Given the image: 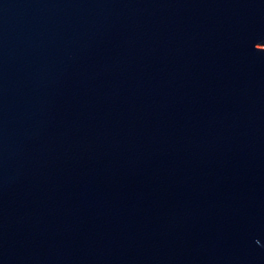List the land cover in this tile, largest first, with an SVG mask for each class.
<instances>
[{
	"label": "water",
	"instance_id": "obj_1",
	"mask_svg": "<svg viewBox=\"0 0 264 264\" xmlns=\"http://www.w3.org/2000/svg\"><path fill=\"white\" fill-rule=\"evenodd\" d=\"M0 264H264V0H0Z\"/></svg>",
	"mask_w": 264,
	"mask_h": 264
}]
</instances>
